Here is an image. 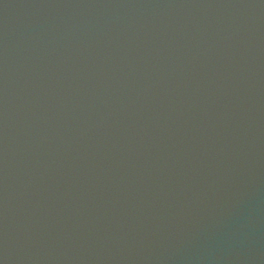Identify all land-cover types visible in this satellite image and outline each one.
<instances>
[{
  "label": "water",
  "instance_id": "water-1",
  "mask_svg": "<svg viewBox=\"0 0 264 264\" xmlns=\"http://www.w3.org/2000/svg\"><path fill=\"white\" fill-rule=\"evenodd\" d=\"M0 264H264V0H0Z\"/></svg>",
  "mask_w": 264,
  "mask_h": 264
}]
</instances>
